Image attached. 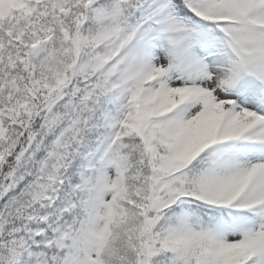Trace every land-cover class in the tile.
<instances>
[{"label": "snow or ice", "instance_id": "1", "mask_svg": "<svg viewBox=\"0 0 264 264\" xmlns=\"http://www.w3.org/2000/svg\"><path fill=\"white\" fill-rule=\"evenodd\" d=\"M0 264H264V0H0Z\"/></svg>", "mask_w": 264, "mask_h": 264}]
</instances>
